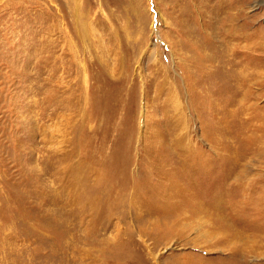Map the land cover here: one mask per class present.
I'll use <instances>...</instances> for the list:
<instances>
[{
  "label": "rangeland",
  "instance_id": "374dc122",
  "mask_svg": "<svg viewBox=\"0 0 264 264\" xmlns=\"http://www.w3.org/2000/svg\"><path fill=\"white\" fill-rule=\"evenodd\" d=\"M212 1L200 83L205 2L0 0V264H264V0Z\"/></svg>",
  "mask_w": 264,
  "mask_h": 264
},
{
  "label": "bare ground",
  "instance_id": "6f19581e",
  "mask_svg": "<svg viewBox=\"0 0 264 264\" xmlns=\"http://www.w3.org/2000/svg\"><path fill=\"white\" fill-rule=\"evenodd\" d=\"M194 1V6L195 5H202L204 2L206 5L205 7L209 9H206V10H196V12L198 13V16H199V20H200V24L198 26V30H199V33L201 34V37L200 40L198 41V43L196 44V51L198 52V57L196 58L195 60V65H194V68L197 72V76H198V79L197 81L200 82V83H204L206 81H212L214 80V77L210 74H207L206 72H204V69L205 67L207 66H203L204 65V62L205 61H210L212 60V58L216 55V50H213L215 49L214 46L210 47L209 46V53L211 54H214L211 58H208L205 53H204V50L206 49V44L208 46V44H211L213 45L211 39L209 40L210 36L212 37L213 34L210 32L212 30V28L215 26V22L213 21V18L210 16L212 13V11L214 10L215 8V4H211V3H207L209 2V0H193ZM210 2L213 3L212 0H210ZM230 5V4H229ZM197 8V6H195ZM213 7V8H212ZM226 8H228V6L226 5L225 6ZM225 7L223 8V17L221 18H218L219 20V25H227V23L230 21V18L228 17V15H225L226 13V10H225ZM230 7V6H229ZM209 11L210 13L208 14ZM217 11H219L218 7H217ZM208 17V18H207ZM215 19V18H214ZM210 30V31H209ZM183 31L179 32V33H182ZM210 35V36H209ZM245 36V35H244ZM232 37V36H231ZM230 39V33L228 34H223V37L220 39V43L222 44V46L226 47L228 46V41ZM237 39V38H236ZM216 41V40H215ZM230 44V43H229ZM251 44V43H250ZM248 44V45H250ZM259 46V44H258ZM249 47V46H248ZM252 48V47H251ZM249 49V48H248ZM255 49V48H254ZM197 62L198 63H201L199 65H197ZM230 68V67H228ZM207 70V68H206ZM232 70V69H231ZM236 78V77H235ZM237 79V78H236ZM236 81V80H235Z\"/></svg>",
  "mask_w": 264,
  "mask_h": 264
}]
</instances>
